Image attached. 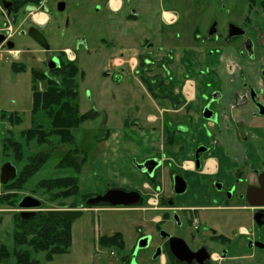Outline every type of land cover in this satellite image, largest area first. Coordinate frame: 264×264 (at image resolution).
<instances>
[{"label": "rangeland", "instance_id": "1", "mask_svg": "<svg viewBox=\"0 0 264 264\" xmlns=\"http://www.w3.org/2000/svg\"><path fill=\"white\" fill-rule=\"evenodd\" d=\"M176 1L184 2L185 0ZM252 1L254 4L251 5ZM187 2L185 13L181 19L173 26H169L171 42L177 45L174 64H169V67L178 85L185 78L193 81L195 97L190 105L196 112L203 104L204 94H211L216 91L218 86L220 88L224 86L226 92V84L234 87V84L229 83L232 80H228L223 71L224 64L221 60L223 53L216 51L220 44L204 39L208 26L212 21H218L219 28L228 22L244 24L246 35L250 36L254 43L255 60H258L263 54V49L259 45V33L264 29V0H201L199 5L193 0ZM153 8L150 11L152 19L155 18L158 22H160L162 11H179L175 0H155ZM121 28L125 31L128 25L121 26ZM111 38H113V32L107 30L97 15L93 16L90 31L85 34L51 32L48 36L52 50L60 54L63 59H67L62 53L65 48L74 53V63L81 72L75 77L78 90L76 103L79 112L85 113L94 110L98 113L95 119L81 122L79 126L72 129L73 141L66 144L62 143L59 137L54 134L47 136L46 143L41 144V134L27 140L22 133L27 128L41 129L52 126L51 119L43 111L36 114L31 112L32 86L35 85L38 91H44L47 84L44 80L33 82L30 69L34 65L40 67L41 70H47V64L42 62L41 64H24V70L18 71L11 68L9 61L0 59V110L16 112L20 117V123L15 124L13 128V141L18 142L20 148L0 147V167L5 160H12L20 174L29 166L33 156L41 154L45 157V163L36 172L24 175V179L18 180L16 186L10 185L14 190L13 207L0 203V248H6L9 253L7 259L0 258V264H15V252L19 248L21 251H28L31 259L41 261L42 264H121V257L131 253L138 232H147L153 229L156 219L154 211L99 206L84 209L82 215L72 221V239L69 251L54 255L50 261H45L44 252H37L27 244L18 246L14 238L17 230V223L14 220V216L18 212L16 202L22 196L32 195L43 202L42 208L36 213L65 208L73 203H76L77 206L80 205L78 204L80 198H54V190L47 192L41 188L40 184L42 180L74 174L70 168L57 166L58 160L72 149H77L78 160L85 158L82 174L79 176L81 178L83 175L80 180L81 194L84 192H88L86 195L94 194L103 191L105 187L118 185L126 189L134 186L140 190L142 196L146 194L148 198L150 197V190H144L138 183L133 182L132 179L140 174L133 167L132 162L133 159L139 160L149 152L150 149L146 145L151 142L143 141V139L152 137L150 133H146V129L152 125L148 121V116L150 114L159 115V113L158 109H155V100H152L143 82L129 69L128 65L123 64L122 67H115L116 65L111 64L113 57L120 55L119 51L108 47L107 42ZM80 39L83 41L78 46L77 42ZM13 41L15 42L14 48L27 49L28 54L32 56L41 55L43 60L46 58L47 54L42 50L40 52V47L29 36L15 35ZM239 45V39L231 41L229 44L232 47L229 50L232 52L229 54L230 57L236 58L237 56L242 60L247 59L245 56L238 55ZM185 51L191 53L189 56L191 64H179ZM126 54L127 52H125ZM127 55L133 56V53L130 52ZM223 60L225 62L226 58ZM190 65L191 68H189ZM47 73L49 76L55 75L58 78L56 73L52 74L48 70ZM182 86L175 87L174 92H182ZM169 88L164 91H168ZM263 91L258 95L259 101L262 103H264ZM230 95V91L223 93L214 108L219 110L221 107H226ZM166 104L158 103V107L171 108L169 102ZM164 113L167 118L173 120V128H176V124L184 122V108L181 104L178 105V111H164ZM166 116L165 114L159 116L154 122L156 131L153 133V141H156L157 144L155 150L166 156L180 157L185 160L187 156L182 152V147L184 146L183 140L188 138L184 133L178 131L177 133L169 132L170 138L166 134V126H162V121L166 119ZM253 121L264 123V116L257 114ZM21 129L24 130L20 131ZM107 130L116 131V136L112 139L100 140ZM194 132L195 135H198L196 131ZM239 132V135H243L245 130L240 128ZM2 138L3 133L0 130V140ZM190 139L192 138L190 137ZM166 182V178H164V185ZM6 191L7 188L0 184V198H6ZM11 208H13L12 211H10ZM225 220L229 222V227L234 229L239 251L246 250L245 253L248 255L252 253L253 256L248 258L251 264H263L264 248H247V241L253 235L238 234L240 227H244L250 232L260 235L264 242V226L260 229L256 227L252 220V210L234 208L222 215V221ZM116 232H120L125 241L122 249L110 246L99 247L98 238L100 236H111Z\"/></svg>", "mask_w": 264, "mask_h": 264}, {"label": "flooded vegetation", "instance_id": "2", "mask_svg": "<svg viewBox=\"0 0 264 264\" xmlns=\"http://www.w3.org/2000/svg\"><path fill=\"white\" fill-rule=\"evenodd\" d=\"M113 1L0 0V59L9 61L11 68L18 71L24 70V64H41L42 62L47 64V70L50 71L52 69L48 68V64L74 62L70 59V54L74 55L70 49L65 48L62 51L66 60L54 52L48 36L51 32L85 34L90 31L93 16L97 15L107 30L113 32V38L107 42L108 47L120 52L119 56L113 57L111 64L113 66L118 64L115 67L127 64L129 69L137 75L152 100L154 99L156 102L155 109H158L159 113L156 116L164 114L166 116L164 111H178L179 104L184 108L183 123L176 124V128H173V120L166 116V119L162 121V126H166L167 132L177 133L178 131L186 135L188 139L183 140L182 152L187 158L182 160L180 157L157 153L144 156L139 160L133 159V167L144 177L139 185L144 190H150L149 198L146 194L142 196L136 187L126 189L118 185L108 186L101 192L89 193L85 200L78 203L79 206L73 203L59 209H91L99 206H111L108 203L88 205L86 201L110 188L135 190L140 193V200L134 205L119 207L149 209L156 212L154 214L156 219L152 230L138 232L131 253L121 257V264H251L248 258L253 256L252 253L248 255L245 253L246 250L239 251L234 229L229 227V222L222 221V215L234 208L250 209L256 227L260 229L264 226H259L254 220L256 210L264 207L250 205V201L259 200L253 191L249 197L247 196L251 187H259L264 184V167L248 170L245 165V150H241L243 160L239 159L233 155L232 147L220 139L221 134L227 133L231 127L234 128L238 139H242L246 135V131L243 135H239L240 128L245 130V126L241 122L233 120V114L238 110L249 106L253 109L252 119L257 114L264 116V114H260V107L264 108V103L260 102L258 98L259 92L264 90V75L262 74L264 71V29L259 33V45L263 49V54L260 59L255 60L254 43L252 38L246 35L244 24L228 22L219 28L218 21L211 22L204 39L220 44V48L218 47L216 51L223 53L221 58L222 64H224L223 71L227 79L232 80L229 83L234 84V87L226 84V92L224 86L221 88L218 86L216 91L211 94H204L203 104L200 110L195 112L190 105L195 97L193 81L185 78L178 85L169 67V64H174V54L177 48V45L171 42L169 26H173L181 19L188 0L184 2L175 0L179 11H162L160 22L155 18L152 19L150 12L154 9L155 0H115L117 1L115 6L112 5ZM193 1L198 5L201 2V0ZM39 13H41L42 19L44 17L41 23L34 20V16ZM247 20L246 23L250 21ZM230 24L241 26L245 29V34L229 37ZM124 25H128L125 31L121 28ZM37 31L44 36L49 44V49L43 48L32 37V34L38 33ZM15 35L29 36L40 47L39 51L42 50L47 54L46 58L43 60L41 55L32 56L28 54L27 49L14 48L13 37ZM236 39L240 40L238 55L245 56L247 59H239L235 54L236 58L230 57L229 54L232 52L229 50L232 47L229 44ZM247 39L251 41L250 52L252 54L247 49ZM82 41L78 40V46ZM66 50H69L70 53H67ZM125 52L127 54L132 52L133 56L125 55ZM190 54L188 51L183 52L179 64H191ZM224 58H226L225 62ZM243 62L246 64H241ZM251 67L255 68V75L253 72L248 73ZM47 70H41L40 67L33 65L30 72L32 76L33 73L48 74ZM181 86L182 92H174L175 87L180 88ZM168 88V91H164ZM229 91L231 97L228 98L226 107L216 110L215 103L223 93ZM165 102H169L171 108L158 107V103L167 105ZM12 113L0 110V130L3 133L0 147L3 144L11 147L15 126L10 121ZM206 114L210 117H207ZM157 117L150 114L149 119L155 122ZM194 131L198 135H195ZM109 133L108 130L105 132L104 140L107 139ZM149 158L159 161L151 175L140 171L135 165ZM6 161L12 160L4 162ZM250 176L254 178L253 182H250ZM164 178L167 181L166 185H164ZM79 188L81 191V185ZM13 192L12 187H9L5 194L6 201L9 203L7 205L11 207L14 202ZM70 197L77 198L74 195ZM21 198L16 202V206ZM139 202H142V205H137ZM142 206L144 208H140ZM12 210L13 208L10 211ZM17 214L20 216L19 209ZM238 234L253 235L247 241V248H264L249 246L250 242L264 244L260 235H256L244 227H240ZM142 238H146L147 242L145 246L139 247ZM98 245L101 247L99 243Z\"/></svg>", "mask_w": 264, "mask_h": 264}, {"label": "trees", "instance_id": "3", "mask_svg": "<svg viewBox=\"0 0 264 264\" xmlns=\"http://www.w3.org/2000/svg\"><path fill=\"white\" fill-rule=\"evenodd\" d=\"M253 2V1H252ZM254 4L251 3V5ZM52 74L49 76L41 72L40 74L33 73L32 80H44L47 88L44 91H38L36 86H32V107L31 112L36 114L43 111L51 119V127L49 128H27L22 133L26 139L36 137L41 134V144L46 143V137L54 134L57 135L62 143H71L73 137L71 130L79 126L81 122L93 120L98 113L94 110H89L85 113H80L76 100L78 97L77 84L75 77L81 74L79 68L74 62H63L59 67L50 70ZM10 121L12 124L20 123V117L16 112L12 113ZM166 134L171 138L169 132ZM107 135V134H106ZM105 136L100 138L103 140ZM2 146L6 147V144ZM1 146V147H2ZM10 148H20V144L12 141ZM37 154L32 157L29 166L24 169L17 177L9 184L3 185L8 188L20 179H24V175H31L36 172L44 163L45 157ZM77 149H72L66 155L62 156L57 163L60 168H70L74 171L73 175L60 176L53 179H46L40 182L41 188L47 192L54 190V198H67L76 196L79 200H85L88 195L80 192V174H82L85 158L77 159ZM22 181V180H20ZM0 203L9 204L6 198H0ZM78 200V199H77ZM14 202L12 203V205ZM137 205H142L139 202ZM17 223V230L14 238L18 246L27 244L37 252L45 253V261H50L56 254H63L69 251L71 245V223L64 220L59 215L49 216L45 211H38L35 215L28 219H22L18 214L14 216ZM31 236V238H29ZM98 243L101 247H116L121 249L124 247V241L119 232L111 236H100ZM18 250V249H17ZM8 252L6 248H0V258L7 259ZM15 264H42L41 261L31 259L28 251H21V248L15 252Z\"/></svg>", "mask_w": 264, "mask_h": 264}, {"label": "water", "instance_id": "4", "mask_svg": "<svg viewBox=\"0 0 264 264\" xmlns=\"http://www.w3.org/2000/svg\"><path fill=\"white\" fill-rule=\"evenodd\" d=\"M38 32V31H37ZM245 34V29L241 26L230 24L229 26V37L231 36H241ZM32 37L45 49H49V44L47 43L44 36L38 32L32 34ZM247 49L250 54L251 50V41L247 39ZM249 45V46H248ZM11 46V45H10ZM59 64H48V68L52 69L57 67ZM264 75V71L262 72ZM260 114H264V108L260 107ZM207 117H210L206 114ZM159 163L158 160L149 158L142 163H136L137 169L142 172H146L147 174H152L154 168ZM17 176V167L11 161L4 162L0 167V183L7 184ZM254 192L255 197L259 200L252 202L250 201V205L254 207H264V184L260 185L259 187H251L248 190L247 196H250L251 192ZM141 198L139 192L135 190H124L122 188H110L107 191L98 194L92 198H89L86 201V204L93 205L96 203H108L111 206H129L136 204ZM249 201V200H248ZM43 202L32 196V195H24L21 200L18 202L17 207L19 209V214L23 219H28L29 217L35 215L36 211L39 210L42 206ZM83 213V209H51L47 210V214L49 216L59 215L66 221H73L74 219L80 217ZM254 220L259 225H264V208H258L254 213ZM146 238H142L139 242V247L146 245ZM249 246H256L263 248L264 244L259 242H250ZM134 264V263H133Z\"/></svg>", "mask_w": 264, "mask_h": 264}, {"label": "crops", "instance_id": "5", "mask_svg": "<svg viewBox=\"0 0 264 264\" xmlns=\"http://www.w3.org/2000/svg\"><path fill=\"white\" fill-rule=\"evenodd\" d=\"M255 75V68L251 67V70L248 73H252ZM231 97V96H230ZM253 109L249 106H247L244 109L238 110L233 114V120L241 122L243 126H245L246 135L242 137V139H238L237 135L235 134V130L233 127L225 132V134H221V141L223 143H226L227 145H230L232 148V153L234 156H237L239 159L243 160L241 150H245V165L248 170L250 169H259L261 167H264V123H255L253 119L251 118V112ZM150 116V115H149ZM148 121L152 124L149 129H146V133H150L152 136L151 139L148 137V139H143V141L147 142L150 141L151 143L146 145L149 152L145 154V156H150L153 154H157L158 152L155 150L157 147V144L153 141L154 132L156 131L154 122L149 119ZM155 117H157L155 115ZM131 131L134 132L133 129ZM116 136V131H112L109 133V136L107 138H114ZM242 140V141H240ZM154 142V143H153ZM221 154V153H220ZM144 157V156H143ZM222 157V154H221ZM137 175V174H136ZM83 176V175H82ZM81 176V179H82ZM136 179V180H135ZM250 182L254 181V178L252 176L249 177ZM133 182L140 184L142 181V176H136L134 179H132ZM130 183V182H129ZM131 185V184H129ZM132 186V185H131ZM134 187V186H133ZM264 264V263H263Z\"/></svg>", "mask_w": 264, "mask_h": 264}, {"label": "bare ground", "instance_id": "6", "mask_svg": "<svg viewBox=\"0 0 264 264\" xmlns=\"http://www.w3.org/2000/svg\"><path fill=\"white\" fill-rule=\"evenodd\" d=\"M116 2H117V1L114 0V1L112 2V5L115 6L114 4H115ZM43 19H44V17H43ZM43 19H42L41 13L36 14V15L34 16V20H36L37 22H40V23H41V20H43Z\"/></svg>", "mask_w": 264, "mask_h": 264}, {"label": "built area", "instance_id": "7", "mask_svg": "<svg viewBox=\"0 0 264 264\" xmlns=\"http://www.w3.org/2000/svg\"><path fill=\"white\" fill-rule=\"evenodd\" d=\"M263 40H264V37H263ZM263 43H264V41H263Z\"/></svg>", "mask_w": 264, "mask_h": 264}]
</instances>
